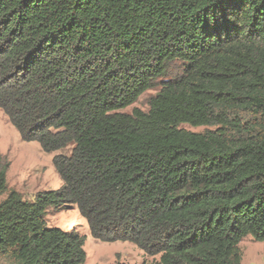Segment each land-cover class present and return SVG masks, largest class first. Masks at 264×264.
I'll use <instances>...</instances> for the list:
<instances>
[{
  "label": "trees",
  "instance_id": "trees-1",
  "mask_svg": "<svg viewBox=\"0 0 264 264\" xmlns=\"http://www.w3.org/2000/svg\"><path fill=\"white\" fill-rule=\"evenodd\" d=\"M161 78L148 112H119ZM0 109L23 142L70 149L32 202L0 155V264H83L85 236L47 225L71 206L151 264L264 242V0H0Z\"/></svg>",
  "mask_w": 264,
  "mask_h": 264
},
{
  "label": "rangeland",
  "instance_id": "rangeland-1",
  "mask_svg": "<svg viewBox=\"0 0 264 264\" xmlns=\"http://www.w3.org/2000/svg\"><path fill=\"white\" fill-rule=\"evenodd\" d=\"M181 62L174 61L170 64L166 79L174 78L182 74ZM144 92L138 100L119 112L131 114L133 109L148 112L149 100L160 90V81ZM181 128L202 133L208 127H191L181 125ZM70 149L60 150L54 153H45L36 142H23L17 130L9 123L6 115L0 109V155L7 163L6 180L8 190H14L21 194L26 201L32 202L38 193L56 191L61 188L62 182L57 175L52 159L57 154L69 155ZM7 194L0 197V201ZM47 225L59 227L62 230L73 229L85 236L84 250L86 260L83 264H151L159 259L157 256H147L133 243L117 241L104 243L92 238L87 224L79 218L75 207H67L62 211L47 210ZM242 255L241 264H264V242L255 241L250 236L244 237L238 244Z\"/></svg>",
  "mask_w": 264,
  "mask_h": 264
}]
</instances>
